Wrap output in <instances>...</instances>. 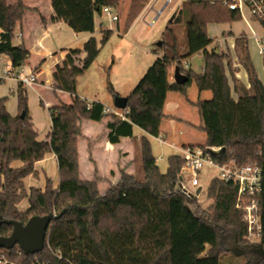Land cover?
<instances>
[{"label": "trees", "instance_id": "1", "mask_svg": "<svg viewBox=\"0 0 264 264\" xmlns=\"http://www.w3.org/2000/svg\"><path fill=\"white\" fill-rule=\"evenodd\" d=\"M51 5L50 21H65L76 33H94L95 15L107 6L119 8L120 0H51ZM27 9L24 0H0V55L9 57L13 69L30 58L25 44L13 43L17 24ZM241 17L239 11L211 0H186L167 23L162 45L153 49L158 57L127 96L125 119L106 113L101 101L77 94L78 78L98 58L102 44L112 34L109 29L103 30L100 43L91 37L82 49H63L65 59L54 73L53 93L58 97V91L66 92L72 101L66 103L58 97L57 103L48 107L52 130L45 140H38L24 85L17 93L18 115L8 111L7 98L0 99V236L11 235L13 225L8 220L26 224L32 216L65 211L52 222L42 252L26 254L18 245L0 248L1 260L6 264H35L36 258L58 264H238L241 255L245 264H264V95L246 34L235 40V61L229 49L214 44L208 31L209 24ZM41 20L47 23L45 17ZM180 27L185 31L184 44L177 31ZM198 53L203 55L201 73L183 64ZM235 63L246 69L249 87L237 78ZM176 65L189 78L185 84L169 80ZM193 83L200 93H212L210 99L200 97L194 103L201 119L199 128L206 135V142L199 147H223L218 158L223 164H253L262 169V191L257 195L262 222L258 242L249 241L245 211L237 208L238 185L213 179L208 189L212 203L203 208L198 198L179 188L181 156L171 155L167 171L162 172L147 136L139 140L140 175L122 169L119 182L104 192L97 166L92 179L81 177L83 121L108 119L107 138L115 145L133 137L134 126L159 137L168 93L187 96ZM109 87L114 97L120 95L112 84ZM40 104L46 107L43 99ZM48 153L57 158L59 187L54 189L52 180L47 179L45 190L32 187L28 192L24 179L38 176L35 163ZM16 160L23 165L12 167ZM25 198H29L30 208L21 212L18 205ZM250 199L246 195L243 203ZM229 243L235 247L230 248Z\"/></svg>", "mask_w": 264, "mask_h": 264}, {"label": "crops", "instance_id": "2", "mask_svg": "<svg viewBox=\"0 0 264 264\" xmlns=\"http://www.w3.org/2000/svg\"><path fill=\"white\" fill-rule=\"evenodd\" d=\"M150 1L154 2L156 0H120V10L124 8L123 13L126 16L129 12L131 13L134 9H140L142 5H145L146 3L148 4L150 3ZM11 2H14V0H11ZM24 3L28 7V9L24 15L23 20L17 24L15 30V37H17L19 41L16 43L13 40V43L16 46L25 44L29 49L30 58L25 64L26 69L28 71H40L36 83L24 86L27 89L28 93V103L32 121L35 125H39L40 127L43 126L41 122H47L46 128L43 131L44 133L38 135V140L42 141L47 138L52 130L51 115L50 112L48 113L49 117H47L48 115L45 117L44 114H42V116L44 117L41 118L40 114L36 115L37 113H35L32 109L38 110V107L41 105V99L44 100L48 107L55 105L59 98L66 103H71L72 101L70 94L63 91L57 92V95L59 97L58 98L55 93H53L54 89L51 87V84L54 81L53 76L56 68L57 66L62 65L65 59V52H63V49H82L85 43L91 37H96V39L100 43L103 37V30H110V27L112 26H107V18L105 17L106 14H96L94 33H76L65 21H50V18L53 14L51 0H24ZM42 17H45L47 19L46 24L42 23ZM248 23L251 26V22L249 20ZM253 31H255V29L251 26L252 36ZM232 32L233 31H230V33ZM223 33L226 32L224 31ZM213 38H216L215 41H220L216 36ZM255 40L258 41L256 38ZM263 48L264 47H260V52H262ZM155 55L157 58L158 55ZM0 56L6 57V65H11L10 59L7 55ZM193 57L194 55L184 60L183 64L187 69H193L196 73H201L203 71V65L200 67L199 71H196L192 65ZM235 66L239 68L241 65L235 63ZM174 69L175 66L170 72V77L174 76ZM238 76L239 72L237 73V77ZM5 81L6 79L0 80V82ZM244 84L247 87L250 86L248 78L244 81ZM21 85L22 84L19 81L15 80V85H12L9 88L10 92L15 95L17 102L16 106L14 104L15 112H12V110L9 108V105L6 106L8 107V111L10 112V114H12L13 116L18 115L19 113L17 93ZM0 90H2L1 87ZM1 92H7V90H2ZM78 96L89 101H101L98 98H86L79 94ZM200 97L202 99H210L212 97V93L209 90L200 93L195 83H193L188 89L187 96L173 91L168 93L164 108L166 117L162 120V133L160 136L163 137V139L165 140L164 143L167 144L170 148L182 151L187 146H199L206 142V135L199 128L201 119L198 113V109L194 105V103ZM235 97L237 96L235 95ZM2 98H8L7 94L0 95V99ZM101 102L104 103L107 107L113 108L114 104H109L105 101ZM107 122L108 119H105L101 122L86 120L82 123L83 138L81 139L79 144V152L81 159V177L83 179H92L94 175V168L95 166H97L100 177L102 179L101 183H104L106 181V176H112L113 168L115 170V167H117L116 154L117 151L122 148L123 143L128 141L132 143L139 142L142 136H147L149 139L150 137H153L148 135L140 127L134 126V136L123 138L119 144L115 145L112 144L107 138ZM136 128H139L141 130L142 134L140 136H135ZM172 155H176V152H174ZM181 155L182 154H180V156ZM56 163L57 158L54 153H48L46 154L44 159L36 162L35 170L39 173V180H36L33 175L27 176L24 179V184L25 188L27 187V191L29 192L32 187H39L42 190H45L47 185L46 180L47 177H49L46 167L48 165L55 166ZM22 165L23 162L21 160H16L12 163V167L14 168H19ZM119 180L120 177L118 178V175H115L114 180L111 182V184H115L119 182ZM59 184L60 179L59 181H54V189H57L59 187ZM23 201V203L21 202L18 205V208L21 212H26L30 208V200L29 198H26Z\"/></svg>", "mask_w": 264, "mask_h": 264}, {"label": "rangeland", "instance_id": "3", "mask_svg": "<svg viewBox=\"0 0 264 264\" xmlns=\"http://www.w3.org/2000/svg\"><path fill=\"white\" fill-rule=\"evenodd\" d=\"M152 2L153 1H150V3L142 5L140 9H134L126 16L123 13L124 8L121 10L120 7L117 8L120 21H112L109 20L107 15L105 16L107 18V26H112L110 27L112 34L109 40L105 44H102L100 54L93 65L78 78L77 94L86 98H98L101 101L114 104V96L110 90V84H112L116 92L125 97L135 88L156 58L153 49L157 46L158 42L162 40V35L166 29L167 23L173 15L180 10L186 0H173V2L167 5L166 0H156L153 3ZM161 9H164L163 13L158 15L157 11ZM153 20H155V22L151 25L150 23ZM248 20L251 22V26L257 33L260 35L264 34L260 24L250 19L247 7L243 8L241 19L233 22L209 24L208 31L212 37L216 36L217 39L221 41V43L220 41H214V44L224 50L229 49L234 59H237L235 53V40L241 35L240 33L246 34L248 37L251 59L259 80L264 84V52H260V47H264V44L260 42L258 43V41L252 36L251 26L248 23ZM177 31L180 42L184 44V28L180 27ZM224 31L226 33H223ZM230 31L233 32L230 33ZM18 41V38L15 37L14 42L17 43ZM6 60V57L0 56V72L6 66ZM192 65L196 71H199L200 67L203 65V55L200 53L195 54L192 60ZM238 72L239 76L237 78L244 83L248 78L246 69L241 65L238 68L237 73ZM15 80L16 79L13 77H8L5 82H0L2 90H7V92H1L2 90H0V95L7 94L8 98L6 99L5 104L6 106L9 105L12 112H15L14 104L16 106L17 102L15 95L10 92L9 88L12 85H15ZM51 87L53 88V83L51 84ZM32 110L37 113L36 115L40 114L41 118L44 116L46 117L47 115V117H49L47 104L46 107L40 105L38 110ZM42 114H44V116H42ZM41 124L43 125L42 127L35 125L38 128L39 134L44 133L43 131L46 128L47 122L44 121L41 122ZM141 134V130L136 128L135 136H140ZM150 141L152 152L157 159V164L160 170L165 173L168 168L169 157L174 152H176V155H180L182 154V151L170 148L167 144L161 142L156 137H150ZM116 155L117 167H115V170L113 168V175L106 176V181L100 183V189L103 192L114 180L115 175H118V178L120 177V171L122 169H125L129 173L137 172V174H141L139 142L132 143L128 141L123 143L122 148L117 151ZM46 170L49 176L47 179H51L52 183L56 180L59 181L58 162L55 166L48 165ZM218 176L219 171L210 166L205 167L200 172L199 180L202 189L198 201L203 208H207L212 203V200L208 197V189L212 180ZM38 177L39 173L35 179L39 180ZM228 246L230 248L235 247L233 243H229ZM237 262L238 264H245L246 258L240 255ZM223 264L229 263L226 261Z\"/></svg>", "mask_w": 264, "mask_h": 264}, {"label": "built area", "instance_id": "4", "mask_svg": "<svg viewBox=\"0 0 264 264\" xmlns=\"http://www.w3.org/2000/svg\"><path fill=\"white\" fill-rule=\"evenodd\" d=\"M166 5L173 0H166ZM214 3H219L227 6L232 11H239L243 14V8L247 7L249 10L250 19L258 22L264 31V0H211ZM164 9L158 10V15L163 13ZM103 13L106 14L110 20L119 21V13L116 8L104 7ZM155 20L151 21V25ZM253 37L260 43L264 44V34L259 35L253 31ZM264 52V48L262 50ZM39 70L28 71L25 64L17 69H13L11 65H6L0 72V80L8 77H13L22 85H31L37 82ZM171 82L175 81L174 76L170 77ZM118 109L116 107H105L106 113H112L119 118L125 119L127 110ZM161 142H165L163 137H157ZM223 147H191L187 146L182 150V173L180 177L179 188L186 194L199 198L200 193L197 190L200 186V172L207 166L214 167L219 171V176L216 177L221 181L233 182L238 185V203L237 208L245 211V220L248 224V239L252 243L258 242L262 234V222L260 216V207L257 200V195L262 191V169L258 165L240 166L234 162L221 163L218 158L223 155ZM249 196L251 199L248 203H243V198ZM61 258L60 255H58ZM0 264H6L0 259ZM35 264H58L52 261H41L39 258L35 259Z\"/></svg>", "mask_w": 264, "mask_h": 264}, {"label": "water", "instance_id": "5", "mask_svg": "<svg viewBox=\"0 0 264 264\" xmlns=\"http://www.w3.org/2000/svg\"><path fill=\"white\" fill-rule=\"evenodd\" d=\"M158 46L162 45L159 41ZM174 80L178 84H185L189 78L182 73L180 66L176 65L174 69ZM260 87L264 95V84L260 81ZM128 97L116 95L114 97V106L118 109H126ZM25 113L21 114L24 117ZM224 150V148H223ZM201 188L197 190L200 193ZM65 211L60 214L51 213L45 216H32L26 224L21 221L8 220L7 223L13 225V231L9 236H0V248L12 249L18 245L26 254H36L42 252L48 239L49 229L52 222L58 219Z\"/></svg>", "mask_w": 264, "mask_h": 264}]
</instances>
